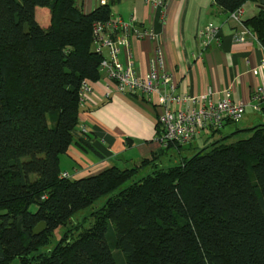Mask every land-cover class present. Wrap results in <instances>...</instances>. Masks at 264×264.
Instances as JSON below:
<instances>
[{"label":"trees","instance_id":"16d2710c","mask_svg":"<svg viewBox=\"0 0 264 264\" xmlns=\"http://www.w3.org/2000/svg\"><path fill=\"white\" fill-rule=\"evenodd\" d=\"M247 1L259 0H214L227 13ZM117 2L83 12L75 0H0V264H117L113 247L124 264H264V124L171 166L158 162L183 145L168 143L131 168L62 176L59 156L79 122L81 85L100 78L92 25L109 21ZM259 4L243 23L264 47ZM36 8L49 10L48 27ZM101 197L88 228L72 238L66 230L41 250ZM40 221L45 229L33 235Z\"/></svg>","mask_w":264,"mask_h":264},{"label":"crops","instance_id":"0c3cea01","mask_svg":"<svg viewBox=\"0 0 264 264\" xmlns=\"http://www.w3.org/2000/svg\"><path fill=\"white\" fill-rule=\"evenodd\" d=\"M263 2H245L241 6V20L254 16L261 7L259 3ZM75 4L83 12L99 5L98 0H75ZM112 8L111 20L133 18L139 27L151 28L157 34L155 42L132 38L128 49L120 51L119 61L122 64L132 62L136 74L144 75L148 71L149 60L159 49L177 93L199 95L210 91L212 101L216 102L229 90L233 100L249 103L240 126L229 128L227 125L231 123L227 122L215 133L206 129L212 136L218 133L216 139H228L237 132L264 124V101L259 103L258 110L251 106V96L259 86H264V66L259 68L264 59V47L249 34H243L238 40L237 26L214 0H162V6L158 7L145 0H119ZM48 15V9L36 8V19L44 28L49 25ZM208 25L217 27L219 44L214 41L202 44L203 38L197 33ZM87 84L89 90L80 103L79 122L72 143L59 156L62 173L75 179L98 174L111 166L131 168L160 150L155 108L142 95L119 93L110 88L109 95L105 96L104 74ZM224 129L227 132L222 134ZM195 137L183 145V149L191 146ZM172 150L164 156L169 152L176 156ZM177 152L181 157V151ZM164 156L158 164H163Z\"/></svg>","mask_w":264,"mask_h":264},{"label":"built area","instance_id":"2783aa9c","mask_svg":"<svg viewBox=\"0 0 264 264\" xmlns=\"http://www.w3.org/2000/svg\"><path fill=\"white\" fill-rule=\"evenodd\" d=\"M145 2L154 7L162 6V0ZM98 3L105 4L106 0H98ZM241 13L242 7L228 13V19L238 28V40L242 39L243 34L255 36L241 20ZM197 35L203 38L202 44L210 41L220 43L218 29L213 25L199 29ZM132 38L155 42L157 34L151 28L139 27L133 18L95 21L92 25V47L102 56L99 72L100 75L104 74L107 81L105 96L109 95L110 88L119 93L142 95L155 108L156 123L160 128L156 139L162 147L168 143L186 145L203 130L220 129L225 123H236L243 117L249 103L233 100L229 90L216 102L212 101L210 91L199 95L177 93L172 76L164 67L159 49L150 58L148 71L144 75L136 74L132 62L122 64L118 59L120 51L128 49ZM263 66L264 59L259 63V68ZM88 90L87 81H84L79 92L80 103ZM251 101L252 108L258 110L259 103L264 101V86L255 90ZM62 176L67 175L62 173Z\"/></svg>","mask_w":264,"mask_h":264},{"label":"rangeland","instance_id":"374dc122","mask_svg":"<svg viewBox=\"0 0 264 264\" xmlns=\"http://www.w3.org/2000/svg\"><path fill=\"white\" fill-rule=\"evenodd\" d=\"M111 10L113 12L114 9L112 8ZM37 17H39V12L37 13ZM48 17H49V15L47 16V19H48ZM241 122L242 121L236 122V123H231V124H229L227 126H229V128L238 127V126H240ZM225 132H227L226 129H224L222 131V134H224ZM250 135H251L250 131L237 132V133L233 134L231 138H228L226 140V142L227 143L234 142V141L239 140V139L247 138ZM218 137H219L218 133H216V134H214V136H212L210 131H206L205 130L201 135L195 137V139L191 143V146L186 147L184 149L183 148L181 149V156H191L193 153H195L196 151L201 149L204 145H208L209 143H211L212 141H214V139H216ZM172 151H173L174 155H176V156H171V153L169 152L167 154V156H164L162 158V160H163V164L162 165L163 166H171L172 164L176 163L177 160L180 158V156H179V154L177 152L178 150H176L174 148ZM62 168L63 167L61 165V169ZM150 170H151L150 166H147V167L141 169L138 172V174H137V178H139V177L145 175L146 173L150 172ZM104 202H105V197H101L100 199H98L90 207H87V208H84V209H81V210L77 211L71 217V219L67 222L66 225L59 226L58 228H56L52 232V235H51V238H50V243H48L47 245L43 246L41 248V250H47V249L51 248L60 239V237L63 235V233L66 230L68 232L69 238H72V237H75L77 235V233L79 231H81L83 228H88L93 222V217L91 216V213L93 211H95L97 208L101 207L104 204ZM34 209L35 208L32 207V210H34ZM70 233H71V235H70ZM109 237H110L109 236V232H107L108 242L111 243ZM112 252L115 255L117 264H124L125 263L124 256L122 255L121 252H119L116 249H114V247L112 248ZM117 253H120V255L117 254ZM122 256H123V261H122ZM10 264H18L17 259H14Z\"/></svg>","mask_w":264,"mask_h":264},{"label":"water","instance_id":"95a60500","mask_svg":"<svg viewBox=\"0 0 264 264\" xmlns=\"http://www.w3.org/2000/svg\"><path fill=\"white\" fill-rule=\"evenodd\" d=\"M45 229V222L40 221L37 223L31 230L33 235H38L40 232H42Z\"/></svg>","mask_w":264,"mask_h":264}]
</instances>
